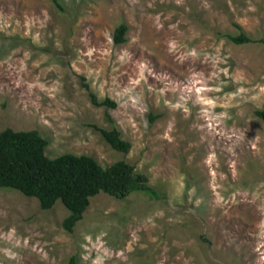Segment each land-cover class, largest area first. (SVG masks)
Returning <instances> with one entry per match:
<instances>
[{"label": "rangeland", "instance_id": "1", "mask_svg": "<svg viewBox=\"0 0 264 264\" xmlns=\"http://www.w3.org/2000/svg\"><path fill=\"white\" fill-rule=\"evenodd\" d=\"M239 30L264 36V0H0V131L123 159L157 193L100 192L67 232L60 200L0 187V264H264V44Z\"/></svg>", "mask_w": 264, "mask_h": 264}, {"label": "trees", "instance_id": "2", "mask_svg": "<svg viewBox=\"0 0 264 264\" xmlns=\"http://www.w3.org/2000/svg\"><path fill=\"white\" fill-rule=\"evenodd\" d=\"M56 1V0H55ZM127 26L118 24L113 32L116 44L125 41ZM235 44L261 43L264 36L251 38L246 33L223 34ZM88 90L91 102L96 106L114 108L115 101L109 97L99 100ZM254 114L264 120V107L255 109ZM104 141L114 150L127 153L131 147L128 140L120 136V132L91 124ZM48 141L38 130H13L5 127L0 131V187L11 188L38 200L41 209H50L57 200L67 209V215L61 225L67 232H72L76 223L83 218V213L89 205L91 197L100 192L117 199H123L134 191L157 195L147 183V176L135 172L134 166L123 159L110 165L102 166L97 160L87 154L62 153L49 157L45 148ZM68 264H76L72 256Z\"/></svg>", "mask_w": 264, "mask_h": 264}]
</instances>
